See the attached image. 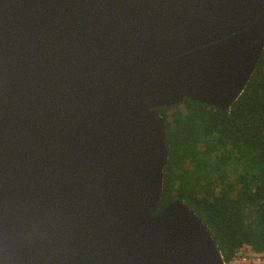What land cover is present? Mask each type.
Masks as SVG:
<instances>
[{
    "label": "water",
    "instance_id": "water-1",
    "mask_svg": "<svg viewBox=\"0 0 264 264\" xmlns=\"http://www.w3.org/2000/svg\"><path fill=\"white\" fill-rule=\"evenodd\" d=\"M264 0H0V264H225L164 192L184 99L229 110Z\"/></svg>",
    "mask_w": 264,
    "mask_h": 264
},
{
    "label": "trees",
    "instance_id": "trees-1",
    "mask_svg": "<svg viewBox=\"0 0 264 264\" xmlns=\"http://www.w3.org/2000/svg\"><path fill=\"white\" fill-rule=\"evenodd\" d=\"M157 112L167 127L168 162L155 213L185 203L225 264L243 245L264 251V50L229 110L184 99Z\"/></svg>",
    "mask_w": 264,
    "mask_h": 264
},
{
    "label": "built area",
    "instance_id": "built-area-1",
    "mask_svg": "<svg viewBox=\"0 0 264 264\" xmlns=\"http://www.w3.org/2000/svg\"><path fill=\"white\" fill-rule=\"evenodd\" d=\"M229 264H264V251L255 252L250 246L243 245Z\"/></svg>",
    "mask_w": 264,
    "mask_h": 264
}]
</instances>
